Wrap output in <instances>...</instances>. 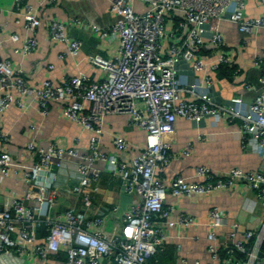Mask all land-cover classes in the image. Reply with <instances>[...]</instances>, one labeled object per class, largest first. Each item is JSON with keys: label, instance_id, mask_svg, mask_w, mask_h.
I'll return each instance as SVG.
<instances>
[{"label": "built area", "instance_id": "built-area-1", "mask_svg": "<svg viewBox=\"0 0 264 264\" xmlns=\"http://www.w3.org/2000/svg\"><path fill=\"white\" fill-rule=\"evenodd\" d=\"M136 1L148 7L138 12ZM244 4L245 0H113L112 10L117 19L110 26L104 28L77 21L84 29L99 32L101 37L120 39L114 58L89 57L90 62L104 71V77L99 80L80 74L65 75L58 82L44 79L40 85L31 84L21 67L11 59L0 58V115L13 104L25 107L21 96L35 99L43 113L49 112L51 101H58L65 116L93 131L89 153L54 141L47 148L34 140L27 144L26 148L35 153L37 160L32 168L23 171L29 183L27 193L8 197L0 207V256L18 254L38 257L40 264H59L51 259V254L65 253L64 264H105V261L147 264L149 258L166 248L167 235L161 224L174 210V206L167 203L169 193L177 197L191 196L245 182L255 192V198L247 199L244 208L254 215L261 206L263 220L255 228L248 227L242 238H236L233 232L229 236L233 239L230 243H226L221 234L223 245H209L215 261L208 264L264 263V172L233 167L216 176L209 168L201 166L198 174L205 176L204 181L193 182L178 175L167 183L162 177V170L172 159L171 136L179 116L196 121L212 115L231 120L242 117L245 146L261 152L264 157V72L259 77L263 89L246 112L239 107L241 96L222 102L216 99L218 93L197 91L194 84L179 79L182 65H189L194 71L204 73L207 86L214 85L208 70H217L233 60L225 50L219 21L222 18L234 20L239 23L241 32L264 27V17L248 18ZM15 5L25 20L26 29L33 33L27 35L15 51L28 54L39 46L35 33L42 19L27 0H15ZM203 25L209 26V40L203 37ZM48 26L52 40L66 42L71 54L80 52L83 41L69 36L66 22L52 19ZM4 30L0 24V47ZM9 39L21 40L17 32L10 33ZM206 49L218 53L215 62L205 61L202 55ZM253 62L262 66L264 55H258ZM187 93L194 97H188ZM111 113L128 114L132 123L147 131L146 147L130 161L99 148L104 117ZM8 141L9 134L0 130V172L4 175L11 172L13 162V155L5 146ZM113 142L121 149L130 146L120 135H115ZM190 147L187 145L183 153L189 154ZM99 161L106 162L103 170L120 175L127 192L138 196V201L117 219L119 226L111 234L102 228L93 230V226L103 225L108 215H115L118 207L104 215H92L94 195L85 194L86 190L99 191L94 185L102 173ZM55 173H63L64 182ZM68 193L83 195L84 210L69 207L52 214L57 198ZM30 200L35 203L31 204ZM210 219L213 227L224 230L229 227L226 215L217 207L211 209ZM179 221L186 226L197 223L196 217L189 213H181ZM39 228L45 230L42 239L38 235ZM209 238L217 239L214 231L209 233ZM220 258L222 262L218 261ZM194 264L202 263L197 260Z\"/></svg>", "mask_w": 264, "mask_h": 264}, {"label": "crops", "instance_id": "crops-1", "mask_svg": "<svg viewBox=\"0 0 264 264\" xmlns=\"http://www.w3.org/2000/svg\"><path fill=\"white\" fill-rule=\"evenodd\" d=\"M27 1L37 9L42 19V24L35 33L39 46L28 54L15 51V48L22 45L23 39L33 33L26 29L25 20L19 15L15 0H0V24L5 29L0 58L11 59L16 66L21 67L31 84L40 85L44 79L58 82L65 75L86 74L94 80L103 78L104 71L90 62L89 57L100 55L106 59L114 58L118 54L120 39L101 37L99 32L90 28L84 29L77 21L97 24L104 28L110 26L117 19L116 13L112 10L113 0ZM147 7L148 5L142 1L135 2L138 12ZM244 9L248 18L264 17V0H245ZM52 19L66 22L69 36L83 41L77 55L68 51L66 42L52 40L49 37L48 23ZM219 28L225 40V50L233 59L230 64L224 65L231 69L229 74L221 73L223 65L217 70H208L214 80V85L209 87L204 81L203 72H196L189 65H182L179 79L186 84H194L197 91L209 90L218 93L216 99L222 102L241 96L242 105L239 107L242 112H246L256 95L263 89L259 77L264 72V64L256 66L253 61L258 55H264V27H258L252 32H241L238 22L222 18L219 21ZM12 32L20 35L19 42L9 39ZM202 34L205 40L210 39L208 25L202 26ZM202 56L207 63H212L219 55L213 50L206 49ZM51 65L53 67H50ZM187 96L194 97L190 93H187ZM21 99L26 104L25 107L13 104L0 115V130L9 134V141L5 146L13 155L11 172L8 175L0 172V207L8 197H20L29 189L23 171L32 168L37 160L35 153L26 148L30 141L34 140L37 145L45 148L54 141L63 147H77L86 153L91 151L93 131L65 116L60 102L51 101L49 112L43 113L35 99L25 96H21ZM243 123L242 117L231 120L226 116L212 115L196 121L179 116L171 136L172 159L162 170V177L167 183L178 175L193 182L204 181L205 176L198 174V168L201 166L209 168L216 176L233 167H240L245 171L264 172V157L261 152L245 146L242 136ZM102 124L99 148L106 153L116 154L119 159L130 161L147 145V131L132 123L128 114H107ZM115 135L125 138L130 146L126 149L117 147L113 142ZM189 144L190 153L184 154L183 151ZM98 166L101 167L102 173L94 185L99 187V191L94 193L92 190H86L85 194L94 195L93 207L90 209L92 215L95 213L104 215L112 211L113 207H118L115 215H108L103 225L93 226V230L102 228L111 234L119 226L117 219L138 201V196L124 189L123 180L118 173L103 170L106 166L105 161H99ZM56 176L64 182L63 173ZM251 198H255V192L245 182L191 196L177 197L169 193L167 203L173 205L174 210L170 218L161 224L167 235L166 248L155 255V264H194L197 260L202 264L214 262L209 245L211 243L223 245L221 234H224L226 243H230L233 239L229 236L233 232L236 238H242L248 227L255 228L262 222L261 206L254 215L244 208L245 201ZM57 200L58 204L52 214L64 212L69 207H75L79 211L85 208L82 194L68 193L59 196ZM30 203L34 204L35 201L30 200ZM214 207L226 215L229 224L226 230L211 225L210 211ZM181 213L195 216L197 223L190 226L182 224L179 221ZM212 231L217 236L215 240L209 238ZM43 232V229H38L40 239L45 236ZM51 257L59 264H64L67 259L65 253L60 255L53 253ZM218 261L222 262V258ZM0 264H40V261L38 257L11 254L0 256ZM105 264L112 263L105 261Z\"/></svg>", "mask_w": 264, "mask_h": 264}, {"label": "trees", "instance_id": "trees-1", "mask_svg": "<svg viewBox=\"0 0 264 264\" xmlns=\"http://www.w3.org/2000/svg\"><path fill=\"white\" fill-rule=\"evenodd\" d=\"M229 66H222V68H221V73L222 74H226V75H228L229 74V71L231 70L230 68H228ZM41 229H43V228H41ZM44 230V229H43ZM44 232H45V230H44ZM43 232V233H44ZM262 250H263V252H264V243H263V246H262ZM264 254V253H263ZM155 259H156V256L154 255V256H152L151 258H149V260H148V263L147 264H155ZM260 264V263H259Z\"/></svg>", "mask_w": 264, "mask_h": 264}]
</instances>
